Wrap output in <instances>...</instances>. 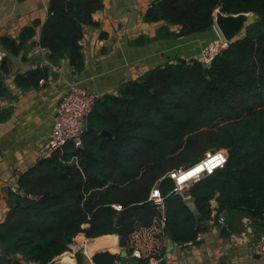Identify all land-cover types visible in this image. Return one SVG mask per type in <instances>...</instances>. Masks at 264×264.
I'll return each mask as SVG.
<instances>
[{
    "label": "trees",
    "instance_id": "trees-1",
    "mask_svg": "<svg viewBox=\"0 0 264 264\" xmlns=\"http://www.w3.org/2000/svg\"><path fill=\"white\" fill-rule=\"evenodd\" d=\"M101 7L102 0L46 1L37 45L50 63L64 59L72 74L82 70V27L95 24L92 14ZM215 10L255 18L242 37L227 42L211 59L206 73L198 59L145 70L116 94L94 101L81 148L66 142L18 176L0 221V264H19L13 254L48 264L78 233L121 236L133 244L130 252L138 251L137 263L158 257V248H141L142 236H165L176 244L192 240L202 227L182 193L171 192L166 172L196 162L207 150L224 149L226 160L184 189L197 216L211 219L214 198L215 217L241 211L251 221L264 220V0H148L141 18L177 26L169 35L178 38L211 29ZM37 24L34 19L23 26L16 38L0 36V72L9 67L4 52L17 54ZM45 74V68H36L16 74L13 81L28 89ZM100 130L111 137L99 135ZM152 186L164 196L162 212L147 200ZM116 257L103 251L91 260L111 264Z\"/></svg>",
    "mask_w": 264,
    "mask_h": 264
},
{
    "label": "crops",
    "instance_id": "crops-1",
    "mask_svg": "<svg viewBox=\"0 0 264 264\" xmlns=\"http://www.w3.org/2000/svg\"><path fill=\"white\" fill-rule=\"evenodd\" d=\"M46 1L0 0V36L16 38L23 26L38 20L34 35L17 54L4 52L9 67L7 73L0 72V112L7 111L5 117L0 118V221L8 206L6 194L16 189L18 176L37 160L39 148L48 138L55 106L69 83L99 96L116 94L124 82L137 78L147 69L177 59L199 60L201 48L214 37L209 29L173 38L169 33L177 26L167 25L162 20L144 22L141 17L148 0H102V7L92 14L95 24L82 27L79 44L83 68L72 74L64 59L50 63L46 51L37 45ZM2 55L0 51V57ZM41 59L48 64L40 65ZM36 68L46 70L37 86L20 89L15 85L16 74ZM183 192L182 197L189 207L192 202ZM209 207L211 219L205 223L210 228L201 230L203 239L200 241L180 247L165 236L160 240L142 236L141 248H158L157 264H264V255H256L252 249L264 226L251 221L241 211L221 212L215 217L214 198L209 201ZM219 216L223 218L222 224L217 222ZM220 225H224L227 235H220ZM117 236L86 238L78 233L67 249L52 257L48 264H93L91 256L103 251L117 255L111 264H136L138 259L130 255L133 244L125 243V254L120 255ZM100 238L105 239L93 247ZM10 257L19 264H38L18 254Z\"/></svg>",
    "mask_w": 264,
    "mask_h": 264
},
{
    "label": "built area",
    "instance_id": "built-area-1",
    "mask_svg": "<svg viewBox=\"0 0 264 264\" xmlns=\"http://www.w3.org/2000/svg\"><path fill=\"white\" fill-rule=\"evenodd\" d=\"M211 31L214 37L209 40L201 50V61L204 63L210 62L227 44L214 22L211 24ZM46 64H48L47 61L41 59L40 65L45 66ZM40 81L41 80H39V82ZM98 97V94L87 92L73 82L68 84L66 93L55 106L48 138L39 148L38 158L46 157L50 153L60 150L66 142H72L75 146L80 143V137L84 131L86 118L94 101ZM225 160L226 152L224 149L207 150L196 162L185 167H178L167 171L166 176L170 178L173 183L171 192L181 193L190 183L197 181L216 168H221ZM163 197L164 196L161 195L158 188L152 186L149 189L147 200H149L158 211L162 212ZM112 208L119 210L120 205L113 204ZM217 222L222 224L223 218L219 216ZM201 239H203V233L198 231L192 240L178 243V246L184 247L193 242H198ZM252 249L256 255H264V230L260 232L253 242ZM130 255L134 258H139V253L135 249L130 252ZM158 259V257L151 258L144 263L136 264H157Z\"/></svg>",
    "mask_w": 264,
    "mask_h": 264
},
{
    "label": "water",
    "instance_id": "water-1",
    "mask_svg": "<svg viewBox=\"0 0 264 264\" xmlns=\"http://www.w3.org/2000/svg\"><path fill=\"white\" fill-rule=\"evenodd\" d=\"M214 13L215 14H214L213 22L226 42H230L234 39H238L242 37L244 33V28L247 26L248 23L252 21L253 18H255V16H252V14L250 13L223 14V13H220L218 10H215ZM248 15L252 17L250 21H248V17H247ZM200 62L203 68V72L206 73L207 69L210 66V62H207V63H204L202 61ZM0 85H1V81H0ZM89 129H90V125L86 123L84 130H89ZM98 134L103 137H111V134L104 130H100ZM76 146L81 148L80 143H78ZM15 187H17V184H15ZM183 194L186 196V192H183ZM188 208L191 211V213L196 217V225L201 226L203 230H208L210 228V225L205 223L203 219L197 216V211L195 210L193 204L190 205ZM255 221L257 224L264 226V221L262 220H255ZM119 224H120V214L116 213L113 219V226L117 227L119 226ZM219 233L221 236H225L228 234L224 225H220ZM117 245L118 247L121 248L119 249L118 253L120 255H124L125 254V250H124L125 242L121 236H117Z\"/></svg>",
    "mask_w": 264,
    "mask_h": 264
},
{
    "label": "rangeland",
    "instance_id": "rangeland-1",
    "mask_svg": "<svg viewBox=\"0 0 264 264\" xmlns=\"http://www.w3.org/2000/svg\"><path fill=\"white\" fill-rule=\"evenodd\" d=\"M247 17H248V21H250L252 19V17L250 15H248ZM201 50H202V48H201ZM200 54H201V51H200ZM199 60L201 61V57Z\"/></svg>",
    "mask_w": 264,
    "mask_h": 264
},
{
    "label": "bare ground",
    "instance_id": "bare-ground-1",
    "mask_svg": "<svg viewBox=\"0 0 264 264\" xmlns=\"http://www.w3.org/2000/svg\"><path fill=\"white\" fill-rule=\"evenodd\" d=\"M118 246V245H117Z\"/></svg>",
    "mask_w": 264,
    "mask_h": 264
}]
</instances>
